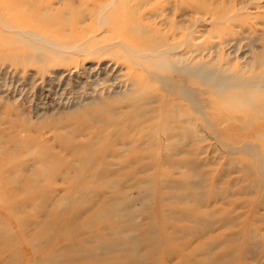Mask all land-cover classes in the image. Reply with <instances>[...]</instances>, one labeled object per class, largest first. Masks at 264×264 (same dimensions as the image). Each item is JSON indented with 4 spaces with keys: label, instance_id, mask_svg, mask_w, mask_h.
<instances>
[{
    "label": "rangeland",
    "instance_id": "374dc122",
    "mask_svg": "<svg viewBox=\"0 0 264 264\" xmlns=\"http://www.w3.org/2000/svg\"><path fill=\"white\" fill-rule=\"evenodd\" d=\"M162 41L253 89L264 0H0V264H264V132L134 55Z\"/></svg>",
    "mask_w": 264,
    "mask_h": 264
},
{
    "label": "bare ground",
    "instance_id": "6f19581e",
    "mask_svg": "<svg viewBox=\"0 0 264 264\" xmlns=\"http://www.w3.org/2000/svg\"><path fill=\"white\" fill-rule=\"evenodd\" d=\"M33 34L36 37L38 36V34H36L35 32ZM45 44H48L49 46H52L53 48L55 47L57 49L69 48L66 44L61 43L45 42ZM132 48L135 50L134 55H137L138 58L140 57V59H142L146 66H150L154 70L158 71V73H160L162 77H167V80L165 81L171 80L172 78H177L178 80H180L179 82L181 83L182 87L179 85V87L173 89V91L178 90V92L185 97L187 102H189L188 104L192 102V98L194 97V93L192 91L193 89L191 87L194 88L196 85L199 89H202L203 91H206V93H209L210 98L213 97V99L217 100L220 104L221 101H224V110L227 109L226 111L234 116L231 119V122L237 125L236 128L238 129L241 138H245L247 136V133L249 135L258 134L256 136L259 137L263 136L259 133L264 132V72L256 74V76L258 77V83L253 86L254 88L252 89V87H248V84L243 83L241 85L243 76H240V72L236 69H233L230 73H228L224 71V68L220 63H218L217 65H212L207 62L193 65L187 60H178L171 54L172 52L174 53V50L177 49V44L173 47H170L169 43H167L166 41H162L160 42V44L152 43L146 46L138 44L133 46ZM192 48V45L187 44L183 47L182 51L188 52L191 51ZM142 52L144 54H142ZM145 55H147L149 58H145ZM163 55L166 56L162 57ZM225 74L238 75L237 79L234 80V82H236V85L233 86L232 89L226 87L223 89ZM208 78H211V80L209 81ZM247 79L250 78L247 77ZM169 83L170 82H166L165 84L169 85ZM169 88L172 89L171 87ZM216 89L219 90L216 93L212 94L213 90ZM236 89H238L237 93H235ZM259 89L262 94H260L258 98H255L256 91L258 92ZM225 90L226 94L224 95ZM220 92L222 93V96L219 95ZM242 92L243 96H241ZM240 98H242V105H246V108L242 110L243 112H239L238 116L237 108L238 100ZM209 101L212 104H215L213 100ZM233 113H236V115ZM253 127H256V132L254 129H252Z\"/></svg>",
    "mask_w": 264,
    "mask_h": 264
}]
</instances>
